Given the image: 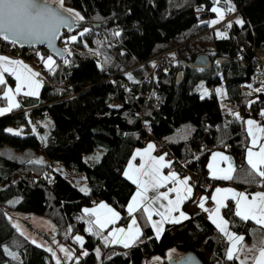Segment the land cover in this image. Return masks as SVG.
Returning a JSON list of instances; mask_svg holds the SVG:
<instances>
[{
	"label": "trees",
	"instance_id": "1",
	"mask_svg": "<svg viewBox=\"0 0 264 264\" xmlns=\"http://www.w3.org/2000/svg\"><path fill=\"white\" fill-rule=\"evenodd\" d=\"M230 2L233 17L243 24L233 17L219 24L227 37L222 39L212 26L197 21L212 15L211 0H65L64 9L83 17L72 34L89 31L63 46L71 55L54 57V70L40 75L38 97L22 99L19 108L0 116V264H56L52 253L17 231L10 212L52 223L55 243L74 254L61 264H148L153 256L165 264L170 249L204 264H238L226 259L227 239L206 215L191 209L192 198L183 204L188 218L165 223L159 239L141 221L142 235L130 248L105 247L85 231L81 217L83 208L105 202L120 213L119 224L127 222L126 209L135 186L123 173L132 151L148 144L141 141L143 137L164 143L169 159L188 162L195 193L210 189L204 188L209 179L204 164L213 150L225 152L236 168L232 180L215 181L217 185L264 190V183L249 175L244 159L250 147L244 121L264 125L260 115L264 88L254 94L241 88L242 81L260 69L255 50H264V0ZM68 34L61 37V44ZM0 46L13 45L0 40ZM16 48L24 60L41 66L38 47ZM39 49L41 56L48 54ZM200 53L208 55L209 69L179 65ZM155 55L170 63L166 72L151 78ZM199 84L207 88L206 97L198 95ZM219 85L232 110L218 106ZM230 112L242 119L235 120ZM40 117L49 118L51 126L39 122ZM8 126L20 128L23 134L12 135L6 131ZM99 149L103 150L100 156ZM39 153L47 159L31 163ZM57 165L81 175L88 194L75 187ZM226 205L221 214L229 230L248 239L252 224L234 215L230 200ZM78 233L84 235L83 247L74 242Z\"/></svg>",
	"mask_w": 264,
	"mask_h": 264
},
{
	"label": "snow or ice",
	"instance_id": "2",
	"mask_svg": "<svg viewBox=\"0 0 264 264\" xmlns=\"http://www.w3.org/2000/svg\"><path fill=\"white\" fill-rule=\"evenodd\" d=\"M65 0H55L56 7L53 8L49 0H0V39L10 40L13 44L20 43H47L53 49L55 55L63 56L64 53L71 55L70 50L65 47L63 52L56 49L54 42L60 37L61 28H73L77 22L83 20V17L74 12L72 9H64ZM215 4H219L220 0H214ZM235 9L230 5L227 11L232 12ZM211 11L217 16V19L209 22V26L219 23L224 18V11L219 7H212ZM66 12L67 15L62 14ZM237 24L242 25V20H237ZM231 28L232 25L228 24ZM89 29H84L80 33L83 36ZM119 36V32L114 33ZM218 38H227L225 33L217 32ZM76 36L69 37L65 43H75ZM44 67L49 71H53L55 61L52 56L46 59L41 57ZM67 63V60H65ZM154 66V65H153ZM5 73L13 77L16 81L15 88L7 86L5 80ZM40 76L39 72L33 71L26 64L18 60H10L7 57L0 56V86L3 88V98L7 100V107L0 108V116L11 112L14 108H19L20 104L16 101V97L23 94L24 96L38 95L41 82L37 78ZM131 79V77H129ZM262 89H255L259 92ZM219 92V90H217ZM206 94V93H205ZM234 116L235 120L242 118L238 113H229ZM260 115L264 117V110ZM247 125L248 136L251 137L252 147L247 150V165L250 169L249 175L258 177L264 183V127H261L254 120L244 121ZM12 135L19 136V131L8 129ZM35 131V129H33ZM259 145L258 151H253V148ZM155 146L151 143L147 145L144 150H138L134 153L132 159L129 161L127 169L124 171V176L136 187V191L127 205L128 216L131 217L127 228L112 227L108 231L107 236L103 235L110 225H115L120 219V213L115 211L108 205L101 203L97 207L83 209L84 222L88 225L86 231L93 236L99 238L105 247L110 244H120L124 248L132 247L142 235L140 226L138 225L137 213H140L146 223L151 225L155 231L156 238L159 239L163 225L165 223H179L180 219H187L181 205L191 199L192 187L189 185L188 177L180 179L176 172L171 171L164 175L162 170L170 168V162L165 160L163 155L156 157L152 155ZM139 157V165H135V161ZM224 162L227 167L220 168L219 162ZM31 163H42V161H30ZM210 171V178L213 180H232L233 173L236 168L233 166L230 158L222 153L215 152L212 154V162L208 165ZM169 184L172 187L167 188L166 192H159V189L167 187ZM86 195L87 189H81ZM154 193L149 196V193ZM175 194L174 198H170L171 194ZM215 204L212 210L205 207L206 198L202 197L198 206L209 214V219L215 225L216 229L227 239L228 248L226 251V259L228 261L239 260L240 264H247V258L240 260V253L245 251L241 246L243 237L233 234L229 231V222L221 215V209L227 207L224 203L228 199L235 201L234 215L240 220L248 222L253 221L260 228L264 229V192H258L251 196L241 192H235L232 189L216 188L215 193L211 197ZM166 201L167 203H163ZM158 205L159 207H154ZM179 213V216L173 215ZM153 216L160 217L159 220H153ZM19 231V225H13ZM69 233L71 228H69ZM21 235L23 233L21 232ZM54 239V238H53ZM33 243H36L34 240ZM74 242L83 247L84 239L82 236L76 235ZM37 247L41 245L36 244ZM46 251L52 253L53 258L56 254L51 248H46ZM60 252L64 253L67 260L73 259V252L60 247ZM251 251V250H247ZM84 256L88 255L87 251L82 253ZM96 255L99 258L100 250H96ZM56 264H61L59 259ZM252 264H264V247H261L258 255L253 257Z\"/></svg>",
	"mask_w": 264,
	"mask_h": 264
},
{
	"label": "rangeland",
	"instance_id": "3",
	"mask_svg": "<svg viewBox=\"0 0 264 264\" xmlns=\"http://www.w3.org/2000/svg\"><path fill=\"white\" fill-rule=\"evenodd\" d=\"M49 2L55 4V0H49ZM211 3L212 4L210 6V10H211L212 7L222 8V5L226 6L227 8L230 5L233 7V5L231 4L230 0H220V3L219 4H215L214 3V0H211ZM232 13H235V11H232ZM215 19H217V16H216V14L214 12H212V15L211 16L198 17V20L197 21H199V23H205V24H208L209 25V22L212 21V20H215ZM233 19H235L237 21L239 18L237 16H234ZM224 21H227L226 18H225V16H224V18L219 23H217V24H215V25L212 26L214 28V30L216 31V33L217 32H221L218 29V25L221 24V23H223ZM81 31H83V30H80L79 33H76V34L70 33V34H68V36L66 38H69V37H72V36H76V39H77V37L79 36V34L81 33ZM60 45H61V43H60ZM37 52H38V54H40V59H41V57H44L46 59L48 56H52L49 53L47 55H45V56H41V50L39 48L37 49ZM16 54L17 55H15V56L20 57L21 60L18 59V58L13 59V58L7 57L6 55L5 56L3 55V56L4 57H7L10 60H18V61H21L23 64H26L28 67H30L33 71L39 72L40 75H42V76L45 75V72H46L45 70H48V69H46L44 67V63H43L42 60H41L42 61L41 66H37L36 67L35 65H33L32 61H28V60H25L24 61L23 58L21 56H19L18 53H16ZM53 59H54V57H53ZM152 64H153V62H152ZM6 79H7V76L5 75V80ZM37 79L40 80V82H41V79L42 78H41V76H39ZM7 82H9V81L7 80ZM15 84H16V81L14 79V83H11V85H10V82H9V83H7V86L14 89L15 88ZM41 84H42V82H41ZM40 88H39V90H40ZM217 90H219V92ZM197 93L201 97H206L208 95V91H207V88L205 87V85L199 84L198 85V88H197ZM36 96H39V91H38V95H36ZM216 96H217L218 106H220L221 110H227L228 109L227 107H230L231 108V109H228V110H232L234 108L227 101H225L224 95H223V87H222V85H219L217 87V89H216ZM1 97H3V92L0 93V98ZM50 121L51 120L49 118H45V117H40V119H39V122H41L42 124L48 125V127L51 126L50 124H51L52 121L51 122ZM260 126L263 127V125H260ZM8 129H12L13 131H19L20 134H23V132L21 131L20 128L18 129V128H15V127H12V126H8V128L6 129V131ZM48 130H49V128H48ZM97 152H98V155L100 156V154L103 152V150L102 149H99V150H97ZM99 156H98V158H99ZM34 158H35L34 159L35 161H42V162L47 159L44 156V154H41V153L37 154ZM57 166L60 167L59 165H57ZM60 169L62 170V172L65 175V177L68 178L75 187H78L80 190L81 189H87L85 187V183H84L83 179L81 178L82 177L81 175H79V174H75L74 175L73 173L70 174L66 168H61L60 167ZM83 209H85V208H83ZM9 217L11 219L12 224L19 225V228H20L19 232L20 233L22 232L23 235L25 234L27 236V238L31 242L33 240L36 242V243H33L32 242L33 244H39L44 249L51 248L52 251L55 252V254H56V256L54 258L55 259V262H56L57 259H59L61 262L63 260H67V258L65 257L64 253L60 252V250H59L61 246L64 247L65 249H67V248L65 246H63V245L56 244L55 241H54V239H53V225H52L51 222H49L46 219L44 220V219H42L40 217L32 216V215H29V214H26V213L21 214V213H15V212H12L11 213L10 212ZM81 217H82V221H84L85 219H89L88 217H83V211H82ZM84 224L86 225V227H88V225L86 223H84ZM85 231H86V228H85ZM77 235L82 236L83 239H84V235L83 234L78 233ZM103 235L107 236L106 233H104ZM182 256H183V254L177 252L174 249H170L169 251L166 252L164 258L166 260H169L170 258H180ZM160 262H162L161 257H159V256H153V258H151L147 263L148 264H157V263H160Z\"/></svg>",
	"mask_w": 264,
	"mask_h": 264
},
{
	"label": "crops",
	"instance_id": "4",
	"mask_svg": "<svg viewBox=\"0 0 264 264\" xmlns=\"http://www.w3.org/2000/svg\"><path fill=\"white\" fill-rule=\"evenodd\" d=\"M1 54V53H0ZM6 55V54H5ZM4 55V56H5ZM0 56H3V54H1ZM7 57H10V58H13V59H16V58H18V59H20V57H18V56H15V57H12V56H8V55H6ZM21 60V59H20ZM24 60V59H23ZM25 61V60H24ZM4 75H6L7 76V79H6V81L8 80L9 82H10V85H11V83H14V79H13V77H11V76H9L8 74H4ZM9 82H7V83H9ZM3 88H4V86H0V93L1 92H3ZM28 97L29 98H36V97H38V96H24L23 94H21V95H19V96H17L16 97V101L20 104L21 103V101H22V99H28ZM7 100L6 99H4L3 97H1L0 98V108H3V107H7ZM228 109H231L230 107H227ZM17 108H14L12 111H14V110H16ZM227 109V110H228ZM7 114V113H6ZM247 120H249V119H247ZM252 120V119H251ZM258 124V123H257ZM46 125V124H45ZM260 126V125H259ZM245 127H246V131H247V125H246V123H245ZM263 127H264V125H263ZM248 134V133H247ZM249 137V136H248ZM249 143H250V147H252V144H251V137H249ZM149 144V143H148ZM148 144H145L144 146H141V147H137V149H134L133 151H132V153H131V157H130V159L128 160V163H129V161L132 159V157H133V155H134V153H136L138 150H144L145 148H147V145ZM249 147V148H250ZM248 150V149H247ZM247 150H246V152H245V156H244V159H246L247 158ZM259 150V145H257V147H255V148H253V151L255 152V151H258ZM215 152H219V153H222L223 155H225V156H227V154L224 152H221V151H217V150H213V152H211V153H209V155L207 156V158L205 159V164H204V169H205V172H206V174H207V177L210 179V180H212V181H219V182H225V180H213V179H211L210 178V171H209V168H208V165H209V163H211L212 162V154L213 153H215ZM152 155L153 156H156V157H159V156H161V155H158L157 153H154V151L152 152ZM165 160L167 161V159L165 158ZM246 161H247V159H246ZM128 163H127V166H128ZM133 163L135 164V165H139V163H140V160H139V157H137V159L135 160V161H133ZM219 167L220 168H225V167H227V164L226 163H224V162H219ZM127 169V167L125 168V170ZM124 170V171H125ZM162 172H163V174L164 175H167L169 172H171L170 171V168H165V169H163L162 170ZM123 176H124V173H123ZM178 177L180 178V179H184L185 177H187L186 175H178ZM189 185L192 187V185L189 183ZM135 186V185H134ZM169 187H172V185L171 184H169L167 187H165V188H161V189H159V192H166L167 191V188H169ZM216 188H222V189H232V190H234L235 192H241V193H245L246 195H248V197H249V199H251V196L252 195H254L255 193H258V192H264V190H262V189H256V190H247V191H245V190H243V189H239V188H235V187H233V186H231V185H215L214 187H212V188H210L209 189V191H207V192H204V193H195L194 192V190L192 191V196H191V198L193 199V201H192V207H191V209L192 210H194V209H196V210H198L199 212H201L203 215H206V217L208 218V220L210 221V223L215 227V225L211 222V220L209 219V214L207 213V212H204L199 206H198V204H199V201H200V199L202 198V197H204V198H206V201H205V207L206 208H208L209 210H212L214 207H215V204H214V202L212 201V199H211V197H212V195L215 193V189ZM193 189V188H192ZM135 191H136V187H135V190H134V192L132 193V195H131V198H132V196L134 195V193H135ZM154 193H152V192H150L149 193V196H152ZM175 197V194L173 193V194H171V196H170V198H174ZM228 200H230L232 203H233V213L235 212V201L234 200H232V199H228ZM187 201V200H186ZM227 201V200H226ZM226 201L224 202L225 204H226ZM101 203H104V204H106L105 202H98V203H96V204H94V205H91V206H87V208L88 209H92V208H95V207H97L99 204H101ZM163 203H167L166 201H164ZM185 203V202H184ZM183 203V204H184ZM181 205V211H183L184 212V210H183V206L184 205ZM106 205H108V204H106ZM109 207H111L110 205H108ZM154 207H159L158 205H156V206H154ZM112 208V207H111ZM114 209V208H113ZM83 210V209H82ZM115 210V209H114ZM116 211V210H115ZM137 215V219H138V225L140 226V229H141V233H142V224H141V221H144L145 219L144 218H142V216H141V214L140 213H137L136 214ZM173 215H175V216H179V213H173ZM222 215V214H221ZM127 216H128V213H127ZM238 218V217H237ZM89 219H91V218H89ZM128 220H127V222L125 223V224H119V221L115 224V225H110L109 227H108V229H106L105 230V233L106 234H108V231H110L111 229H112V227H117V228H119V227H124V228H127V225H128V223L130 222V220H131V217H128L127 218ZM160 219V217H158V216H153V220H159ZM182 220H184V219H180V221H182ZM248 222H250L252 225H251V227H250V229H249V238L248 239H244L243 241H242V247L245 249V251H243V252H241L240 253V260H245V258H247V264H252V261H253V257H255L256 255H258V252H259V250H260V248L261 247H264V229H262V228H260L258 225H256L253 221H248ZM85 223V222H84ZM148 226H149V228H151V230L154 232V234H155V231L152 229V227H151V225H149L148 224ZM85 228H87L86 227V225H85ZM215 229H216V227H215ZM217 230V229H216ZM230 231V230H229ZM230 232H232V231H230ZM220 233V232H219ZM233 233V232H232ZM221 234V233H220ZM234 234V233H233ZM156 235V234H155ZM222 235V234H221ZM76 236V235H75ZM223 236V235H222ZM120 245V244H119ZM228 246H229V244H228ZM247 250H251V251H247ZM237 262H238V264H240V261L239 260H237Z\"/></svg>",
	"mask_w": 264,
	"mask_h": 264
},
{
	"label": "built area",
	"instance_id": "5",
	"mask_svg": "<svg viewBox=\"0 0 264 264\" xmlns=\"http://www.w3.org/2000/svg\"><path fill=\"white\" fill-rule=\"evenodd\" d=\"M223 11H224V16L226 18L227 21L229 22L230 20H232V17L234 15V13L227 11V7L226 6H222ZM68 44L64 43L61 44V47L63 46H67ZM17 46H11V47H7V48H2L0 46V53L3 55H8V56H12L15 57V55H17L16 53H18L17 51ZM255 56L257 61H259L260 63V69L253 74V76H251L248 80L242 81V85L241 88L248 90L251 93H255L257 91H255V89L259 88V89H263L264 88V50H255ZM161 55H155L154 58L151 59V61H153L152 64V68L150 69V73L148 77H156V75H158L159 73L162 72H166V70L168 69L167 63H170V60L167 63H164L163 59L160 58ZM154 65V66H153ZM149 78H146V80H148ZM151 92V91H150ZM142 142L145 143H151L155 146V150L154 152H156L157 154L163 155L164 157H167V152H166V146L164 143H162L161 141H152V140H147L145 137L141 138ZM197 154V151L194 150V155ZM168 158V157H167ZM167 162H170L171 167H170V171H174L177 173V175H186L189 179V183L192 184V182L194 181V176L191 175L188 171H187V167H188V162H183V163H178L175 160H173L172 158H168ZM216 185L215 182H213L212 180L208 179L206 181V183L204 184V188H212ZM76 234L75 231H73L72 235Z\"/></svg>",
	"mask_w": 264,
	"mask_h": 264
},
{
	"label": "water",
	"instance_id": "6",
	"mask_svg": "<svg viewBox=\"0 0 264 264\" xmlns=\"http://www.w3.org/2000/svg\"><path fill=\"white\" fill-rule=\"evenodd\" d=\"M50 3V2H49ZM51 6L53 8L56 7L55 4L50 3ZM62 14L67 15L66 12H62ZM79 26V22H77L73 28L69 29L67 27L65 28H61L60 30V37L54 42V46L56 49H59L61 52H63V48L60 45V39L61 37L64 35V33H73L75 32ZM3 42H6L10 45L13 46H17L20 48H24V49H34V48H43L44 50H46L47 53L51 54L53 57L57 58V59H62L66 57V53H64L63 56H59V55H55L53 53V49L51 47H49V45L45 42V43H36V44H30V43H20L17 42L15 44H13L10 40H4V39H0ZM218 60V59H217ZM224 62V60H218V63H222ZM179 65L181 66H186L187 68H191V69H209V67L211 66L210 64V59L208 57V55L200 53L198 54L192 61L187 62L186 64L183 61H179L178 62ZM180 79L179 73L177 74V78H176V82L178 83ZM165 264H204L202 263L198 258H194L193 256H191L190 254H184L182 257L180 258H170L169 260H166Z\"/></svg>",
	"mask_w": 264,
	"mask_h": 264
},
{
	"label": "flooded vegetation",
	"instance_id": "7",
	"mask_svg": "<svg viewBox=\"0 0 264 264\" xmlns=\"http://www.w3.org/2000/svg\"><path fill=\"white\" fill-rule=\"evenodd\" d=\"M157 264H160V263H157Z\"/></svg>",
	"mask_w": 264,
	"mask_h": 264
},
{
	"label": "bare ground",
	"instance_id": "8",
	"mask_svg": "<svg viewBox=\"0 0 264 264\" xmlns=\"http://www.w3.org/2000/svg\"><path fill=\"white\" fill-rule=\"evenodd\" d=\"M165 74V73H164ZM214 182V181H213Z\"/></svg>",
	"mask_w": 264,
	"mask_h": 264
}]
</instances>
